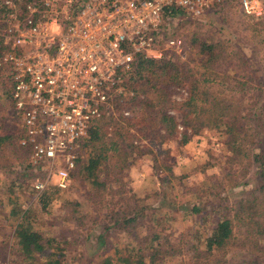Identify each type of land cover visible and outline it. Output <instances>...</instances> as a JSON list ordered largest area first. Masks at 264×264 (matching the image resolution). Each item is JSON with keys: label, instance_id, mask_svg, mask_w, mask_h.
<instances>
[{"label": "trees", "instance_id": "trees-1", "mask_svg": "<svg viewBox=\"0 0 264 264\" xmlns=\"http://www.w3.org/2000/svg\"><path fill=\"white\" fill-rule=\"evenodd\" d=\"M224 1L213 7L223 6ZM1 10L3 8L0 6ZM205 16V12L192 16L180 7H166L158 30L159 35L162 34L157 41L161 54L149 56L140 53L135 57L131 69L123 74L122 91L112 97L113 112L94 119L88 133L77 141L76 171L91 187L89 199L95 201L99 208L105 207L102 213L105 224L94 238L95 251H103L100 253L102 264H264V86L259 85L263 81L258 77V91L254 93L258 101L241 87L252 76H259L262 66H255L246 46L242 44L237 54L243 63H249L250 70L245 68L249 75L245 80L235 78L240 88L229 82L224 85V81L230 80L224 60L229 56V51H233L229 48L233 35L227 31L228 37L220 39L192 29L194 21ZM250 16L259 18L263 15ZM174 23L184 29L179 32L186 42L182 47L185 45L188 51L187 59L184 60L175 48L163 47L170 36L169 25ZM1 49L0 38V53ZM235 51L238 50L235 49L233 53ZM12 84V74L0 66V98L4 95L5 102L12 109L11 122L8 125L0 123V181L11 178L6 195L0 196V203H4L5 220L12 219L15 225L12 234L14 245L11 244L9 250L16 257L6 263L69 264L66 261L69 250L67 241L58 235H47L36 229L31 221L32 208L21 207L18 197H13L14 191L25 187L30 193L39 191L32 180L37 172H44L43 163L39 162L46 159L33 163L29 158L31 147L28 143H21L24 128L20 112L10 96ZM172 85L186 87L187 95L180 101L173 99ZM250 100L252 103L249 107L247 102ZM172 107L184 112L183 124L185 127L191 125L193 133H197L202 125L219 129L225 136L223 144L232 157L231 161L240 163L245 160L249 165L253 163L257 171L254 184L250 183L251 180L239 184L233 182L235 175L227 178L230 186L239 185L237 196H229L235 193L232 187H222L220 191L212 192L214 202L209 207L214 212V222L204 230V245L197 247L192 244L188 257L180 258L179 261L171 259L177 251L175 242L165 240L164 246L160 240V230L154 229V226L153 231L149 235H141L135 245L126 244L122 248L111 245L108 238L114 227L137 237L138 225L146 223L143 218L147 209L139 202V198L129 194L122 198L125 201L117 207L109 199H102L113 186L115 178L112 180V176L119 175L131 155V151L121 142L130 136V127L139 130L140 137L149 138L151 144L161 143L173 135L179 123L175 115L168 111ZM126 110L128 114L124 113ZM189 134L183 132L182 141H187ZM256 141L260 145L253 150L250 145L253 146ZM45 187L38 196L42 208L47 207L52 195L59 189L56 185L51 188L48 186L49 191ZM203 204L197 198L181 202L179 206L185 208L186 213H195L198 220L206 221L210 215ZM153 218L156 219L154 215ZM7 242H2L3 248ZM246 243L248 253L253 257L236 262L229 256V250Z\"/></svg>", "mask_w": 264, "mask_h": 264}, {"label": "rangeland", "instance_id": "rangeland-1", "mask_svg": "<svg viewBox=\"0 0 264 264\" xmlns=\"http://www.w3.org/2000/svg\"><path fill=\"white\" fill-rule=\"evenodd\" d=\"M223 4V6L206 10V16L197 19V22L194 21L191 27L198 29L205 36H213L214 38L226 39L228 37L227 31L233 35L229 42L231 44L229 48L238 51L234 53L229 51V56L224 60L225 63L227 62L224 67L227 71L229 69L228 73L230 74V80L224 81V85L229 82L230 85L235 84L236 87L240 88L238 82L236 84L235 78L245 80L249 75L245 71V68L250 70L249 63H243L237 54L242 44L244 47L246 46L250 60L255 63V66H262V73H260L261 76H252L241 87L258 101V97H255L254 93L258 91L256 86H258L259 78L263 81L259 85L264 86V14L262 17L254 18L244 13L238 0L224 1ZM183 30L178 24L169 25L168 33L170 36L168 38L180 37L185 44L183 35L179 34ZM159 37H162V34ZM166 43L163 46L165 48L168 46ZM159 48L161 49V47ZM177 52H179L181 59H187L188 51L185 45L181 51ZM170 88L173 99L180 101L187 95L186 87L172 85ZM251 103L252 100L247 102V106L250 107ZM168 111L175 115L179 123L173 135L161 143L151 144L149 138H145L143 135L140 137L141 132L134 126L130 127V136L121 142L124 146L126 145L125 148L128 151H131V155L125 161V167L121 169L119 175L112 176V180L113 177L115 178L113 186L102 199H109L110 203L117 207L125 201L122 198L129 194L139 198V202L145 205L147 209L143 218L146 223L137 227L138 236L132 237L129 232L114 227L108 238L111 245H118L119 248L125 247L126 244L135 245L139 242L140 236L144 233L149 235L154 226V229L160 230L162 236L160 240L164 246H166L167 240L175 242L177 251L171 250L175 252L171 259L179 261L180 258L188 257L191 251L189 246L192 244H196L197 247L204 245V230L214 222L212 217L214 212L209 207L214 202L212 192H218L222 187L226 189L232 187L235 193L229 196H237L238 184L243 183L244 180H251L250 183L254 184L257 171L253 163L249 165L245 160L240 163L231 161L232 157L228 155L226 145L223 144L225 136L219 132V129L202 125L197 133H193L191 125L185 127L183 124L184 112L182 110L172 107ZM11 115L12 109L2 95L0 98V123L8 125L11 122ZM185 131L191 134L184 142L182 135ZM257 145L260 143L257 144L256 141L253 146L250 145V148L254 150ZM31 154L32 151H30L29 158L35 163ZM76 156L74 167L69 173L70 181L66 187H59L56 184L54 169L50 171V167L47 165L48 161H37L43 163L44 172L42 170L37 172L32 181L35 183L37 178L46 179V190L55 185L59 187L52 195L46 208H42L38 201L39 191L37 190L30 193L25 187L19 191H14L13 197H18L21 207L32 208L31 215L33 218L31 221L36 229L47 235H58L59 238L62 237L67 241V248H69L67 250V263L102 264L100 253L103 251H95L94 238L96 233L102 229V225L105 224L102 214L105 207L99 208L95 201L89 199L91 187L83 176L76 171ZM231 175L236 176L235 179L233 178V182L238 183L237 187L235 185L230 186L229 181H227V178H232ZM10 179L4 178L0 181V196L6 195V188L11 182ZM197 198H200V201L205 204V211L210 215L206 221L198 220L195 213H186V209L179 206L181 202ZM75 203L78 204L75 205ZM3 205L4 203H0V264H7V261L16 257V254L9 250L11 244L14 245L12 234L15 225L12 219L5 220L6 210ZM153 215L156 219L153 218ZM3 241H8L5 248H3ZM248 252V243H246L233 247L228 254L233 260L240 263L243 259L253 257Z\"/></svg>", "mask_w": 264, "mask_h": 264}, {"label": "built area", "instance_id": "built-area-1", "mask_svg": "<svg viewBox=\"0 0 264 264\" xmlns=\"http://www.w3.org/2000/svg\"><path fill=\"white\" fill-rule=\"evenodd\" d=\"M223 1L1 0L0 66L12 74L10 96L32 160L45 158L56 184L66 187L77 141L94 119L113 112L124 72L140 53L161 54L157 41L165 8L199 16ZM238 3L246 14H264V0ZM166 42L177 51L184 44L180 37ZM46 182L37 178L34 185L40 191Z\"/></svg>", "mask_w": 264, "mask_h": 264}]
</instances>
